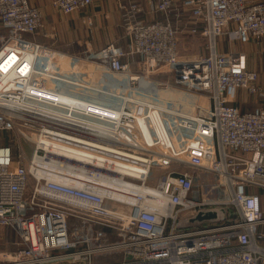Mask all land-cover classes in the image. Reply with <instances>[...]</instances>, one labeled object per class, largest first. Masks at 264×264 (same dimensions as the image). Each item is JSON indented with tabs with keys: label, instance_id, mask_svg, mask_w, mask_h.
<instances>
[{
	"label": "built area",
	"instance_id": "obj_1",
	"mask_svg": "<svg viewBox=\"0 0 264 264\" xmlns=\"http://www.w3.org/2000/svg\"><path fill=\"white\" fill-rule=\"evenodd\" d=\"M92 3L52 0L51 6L70 15L86 11ZM119 10L126 50L108 43L87 60L97 61L106 72L122 79H111L107 89H97L77 76L69 79L73 73L57 68V54L51 47L25 38L42 28V13L30 0H0V134L25 137L21 130L39 127L33 134L35 148L29 167L22 142L12 139L5 145L0 138V227L13 229L18 238V249L0 264H264V231L259 230L264 226L260 196L264 191V107L256 105L242 112L236 105L237 91L264 100V86L258 83L257 71L247 67L243 54L217 50L218 38L223 36L241 44L264 45V0H157L152 10L160 18L149 22L138 19V3L124 1ZM185 14L191 25L184 29L206 39L207 55L202 58L179 59L178 35L183 26L172 17ZM13 54L16 60L10 72L23 83L3 88L2 77L7 72L2 66ZM133 57L138 58L137 70L131 66ZM155 74L158 83L151 79ZM68 83L88 94V98L72 95L76 104L86 101L119 115L98 116L84 112L78 104L68 110L50 95L69 94L65 92ZM144 83L152 90L156 86L177 88L190 100L166 105L158 94L150 105L138 96ZM116 99L124 105L118 107ZM20 103L69 111L79 120L81 116L87 122L104 124L110 133L99 140L95 125L82 123L83 119L76 124L44 125L30 116H19ZM148 119L157 136L159 126L165 129L166 144L155 136L145 142L141 121ZM115 130L120 134L114 135ZM43 134L62 142L83 145L84 141L96 153L102 147L106 159L123 157L146 168L137 175H121L89 161L70 165L94 179L115 177L143 189L149 188L151 169L164 170L156 186H151L165 195L164 209L141 207L142 193L131 204L101 195L104 186L65 168L36 176L32 170L38 166L35 141L41 142ZM95 141L103 145L98 147ZM17 144L20 149L15 154L13 145ZM37 153L58 165L67 161L58 152L38 149ZM180 167L191 171H180ZM187 211L191 217L200 212L219 214L180 225L179 215ZM70 223L76 226L69 229Z\"/></svg>",
	"mask_w": 264,
	"mask_h": 264
},
{
	"label": "crops",
	"instance_id": "obj_2",
	"mask_svg": "<svg viewBox=\"0 0 264 264\" xmlns=\"http://www.w3.org/2000/svg\"><path fill=\"white\" fill-rule=\"evenodd\" d=\"M124 1H129L132 3H138L141 7L140 12L138 13V19L149 22L160 18V15L156 14L152 10V6L155 5L157 0H93L91 6L88 7L86 11L76 12L70 15H62L60 12L53 9L51 6L52 0H30V3L37 7L43 16V21L49 18L51 20L50 26L55 24L58 27L57 38L62 49V41H65L64 44L69 43V37L75 38L79 37L81 40H84L86 45L89 48L94 49L98 52L104 45L108 43H114L123 50H126L127 39L125 37V31L122 26L121 12L119 10L120 3ZM176 3H180L182 0H174ZM258 1V0H250ZM62 15L64 18L58 17ZM66 17V18H65ZM90 19V24L93 25L92 28L95 31L93 34H104V37H94L91 32H85L83 37H80V29L82 30V24H87V19ZM65 19V21H63ZM61 20V21H60ZM172 20L175 24L183 26L180 34L178 35V45L177 51L180 60H195L202 58L207 55V42L205 37L200 35L191 34L188 30L184 29L191 25V19L188 15H182L180 18L172 17ZM69 21V22H68ZM86 22V23H84ZM45 26H43L44 28ZM71 29L72 32L67 34V31ZM86 29V28H85ZM42 30V28H41ZM87 30V29H86ZM37 34V33H36ZM100 34V35H101ZM42 37L48 35V29L44 33H38ZM89 35V36H88ZM71 38V40H72ZM62 40V41H61ZM190 41V42H187ZM72 43V42H71ZM88 48V49H89ZM217 50L219 53H227L229 51H236L244 55L247 67L252 70L257 71L258 73V83L259 85L264 86V45L250 41L247 44H241L236 41H232L226 36L218 38L217 41ZM60 51V50H59ZM94 52V53H96ZM60 53V52H59ZM93 54V53H92ZM61 58L64 56L61 55ZM133 69L139 68L138 58L133 57L130 59ZM136 66V67H135ZM169 97L177 98L179 102L186 103L182 97L183 95L173 93L169 94ZM237 101L236 105L238 108L244 112L246 110L255 107L256 105H261L264 107V100H259L256 97L248 95L244 91H237L236 95ZM187 99V98H186ZM100 106V105H95ZM91 113H97L96 107L91 106L89 109ZM260 196L262 200V210L264 213V191H260ZM260 231H264V226L259 228ZM3 235V234H2ZM3 240V238H2ZM6 245H10L9 252H14L18 248V238H10L7 234L4 237ZM3 240V243H4ZM14 241V242H13ZM16 245V246H15Z\"/></svg>",
	"mask_w": 264,
	"mask_h": 264
},
{
	"label": "bare ground",
	"instance_id": "obj_3",
	"mask_svg": "<svg viewBox=\"0 0 264 264\" xmlns=\"http://www.w3.org/2000/svg\"><path fill=\"white\" fill-rule=\"evenodd\" d=\"M28 58H32L33 55L27 54L26 55ZM16 60V56L10 55L8 61L2 66L3 71L7 72L5 75H3V88L7 87L8 84L11 86L14 85H19L23 83V81H17L14 79L15 74L13 71L10 72L11 68L14 66V62ZM26 68V67H25ZM24 68V69H25ZM23 69V70H24ZM22 70V71H23ZM52 97H56L57 100L62 101L64 104L68 106V110H71V106L73 104L79 105L82 107V104L75 103V98L71 97V95H63L58 92H52L50 93ZM18 99L19 97H15ZM83 108V107H82ZM84 109V108H83ZM19 110V116L25 117V116H30L34 119L41 120L37 121L40 122L44 125H58L61 123V121H68L70 123L76 124L81 122L90 124V125H95V130L97 131V137L99 140L104 139L107 137V135L110 133V130L103 126L104 124L99 123V125L95 124L94 122H87V118L81 117V120L76 118V115H72L67 111V113H60L57 110L53 108H48V109H40L35 106H31L28 104L20 103L18 106ZM97 114L98 116H104V117H111L112 112H116L115 115L116 117L119 115L117 111H112L111 109L105 108L103 106L96 107ZM25 115V116H24ZM27 118V117H26ZM140 121L141 119L138 118ZM163 129V128H162ZM141 130H142V135L145 139V142H151L152 141V135L153 131L150 128V121L149 119L145 122L141 121ZM120 132L114 131V135H119ZM44 136H41L40 139H42L41 142H38V139H36V155H35V163L38 166H33L32 170L36 173V176H43L50 174L51 171L55 170L56 168H61V169H66L68 172L75 174H78L82 176L83 179H92L96 180L97 183L100 184V186H104L103 192L101 195H106L111 198H114L116 201H120L122 203H134L135 197L138 193L144 194L145 200L142 203L141 207H144L146 209H153V207H158L157 209L162 210L164 209V204L166 203V197L165 195L161 194L157 190L152 189L151 186L149 188L145 187L143 189H139L134 187L135 185H131L124 183L123 181L119 182L115 177L109 178V179H104L103 177H98L97 179H94V176L85 174L84 172H77L74 167H70L71 164H75L78 161L82 162H91L95 163L96 165H101V166H106L109 168L114 169L116 172L120 173L121 175L123 174H132V175H137L139 171H146V168L138 165L135 162H132V160H124L123 157H116L115 159H112L108 157L106 159V156L104 152L102 151V145L103 142L101 141H95V143L98 147H101L98 153H96L90 146H86L85 142L83 141V145H80L76 143L73 140H67L65 142H62L61 140L59 141L58 138L54 136H47L46 134H43ZM35 137V136H34ZM163 137V136H162ZM35 140V139H34ZM92 142V141H91ZM38 149H42L44 151H48L50 153L52 152H58L62 154L63 156L66 157L67 161L56 164L53 161H46L44 159L39 158L38 156ZM117 153H123L121 151H116ZM68 159H71L69 162ZM118 164V165H117ZM64 165V166H63ZM72 168V169H70ZM139 169V170H138ZM140 176V175H138ZM119 179V178H118Z\"/></svg>",
	"mask_w": 264,
	"mask_h": 264
},
{
	"label": "rangeland",
	"instance_id": "obj_4",
	"mask_svg": "<svg viewBox=\"0 0 264 264\" xmlns=\"http://www.w3.org/2000/svg\"><path fill=\"white\" fill-rule=\"evenodd\" d=\"M58 17L64 18L62 15H59ZM49 18H47L45 20L46 21L45 24H44V21H43V26H45V27L43 28V26H42V30L40 28L37 31V34L40 33V31H41V33H44L45 30L48 29V35L46 37H42V35H38L37 36V34H35L34 36H26L25 38L28 39V40L37 42L40 45L51 47L52 50L54 52H56L55 54H57L55 56V58L57 59V61H56L57 68L61 66L62 69H65L67 71V73H69V72L73 73L72 75H68L69 79H74V78H76L75 76H77V78L79 80L84 81L83 83L92 85L93 87H95L97 89L98 88H102L103 86L107 89V87L105 85L109 84L111 79H117V80L122 79V78H120L117 75H114V74L106 72L101 67L100 63H98L97 61L87 60V58H91V54L96 52V51H94V49H92V48H89L86 45L85 41L81 40L79 37H77V40H75V38L69 37V43H66V44H64L65 41L61 40L62 41V49H61L60 43L57 41L58 40V38H57L58 27L55 24L50 26V24L52 22H51V20ZM63 21H65V19ZM86 22H84V23H86ZM82 25H83L82 26V30L80 29V31H81L80 37H83L85 35V32L89 33V32L92 31V34L95 32V31H93L94 29L92 28L93 25L92 26L89 25V24L87 26H86V24H82ZM72 31L73 30L69 29L67 31V34L69 32H72ZM100 34H97V35L93 34L92 36H94V37H98V36L104 37L103 33L101 35ZM71 38H72V40H71ZM187 42H190V41H187ZM61 55H63L64 57L61 58L60 57ZM58 57H60V59H58ZM59 60H61V61H59ZM96 63L99 65V67H98V65ZM53 65H54V63H53ZM135 70H137V69H135ZM151 79L153 81L157 82V83L160 82V78L156 74L153 75L151 77ZM143 87H145V88L142 89L143 90L142 91V95H138V96L143 98V101L149 103L150 105H153V102H155L154 101V97H156V95H158V94L160 96V101L164 102L166 105L170 104V102H172L171 105H173V102H179L177 98L169 97V94L171 93V91L173 93L180 94V95L184 94V93H181L179 91V89H177V88L175 89L173 87H169L168 88V87L156 86L152 90V86L150 84H148V83H144ZM119 88L123 89V86L120 85ZM117 89L118 88H115L116 91H117ZM65 92L71 94V96L74 95V96H81V97H84V98H88V96H87L88 94L82 88L76 87L75 85H70V83H68V86H67V89H66ZM69 94H67V95H69ZM124 96H127V99H133V97H131L129 95H124ZM100 99H102V97H100ZM182 99L185 102H187V100H190V98L186 99L185 96H183ZM116 101H117V106L118 107H120L121 105H124V104H122L120 99H116ZM80 102H81V104L83 103L82 107L84 108V112L89 111L91 106L99 107V106L92 105L91 103H88L86 101H80ZM125 102L126 101H124V103ZM127 105H130V103H127ZM176 105H182V103H176ZM183 105H187V104H183ZM89 113H91V112L89 111ZM89 113H87V114H89ZM94 114L97 115V113H94ZM21 123H23V122H21ZM38 129H39V127L36 126V127H32V129H23V130H21V132L25 135V137L22 134L21 135H17V136L12 134V133L11 134H8V133L0 134V138H3V142L2 143H4L5 145L7 143H11L12 139L13 140L15 139V140L19 141L20 145H21V142H22L21 148L24 150L25 159H26V166H28V167L30 166V164L33 161V154H34V148H35V144H34V140H33V139H35V137H34L33 134H35ZM157 130H158V134H159L160 137L157 136L156 134H154L153 132H152L153 133L152 136H155L160 141V143L163 142L164 144H166V136H167L166 134H167V132L165 131L164 128L162 129L161 126H159L157 128ZM37 134H39V133H37ZM13 146H14L15 154H17L19 149H20L19 144L13 145ZM178 169L180 171H185V169H188V170L191 171V169H189L188 167H182V168L180 167ZM163 172H164V170H161L159 168L151 169V172L149 174L150 177L147 180V184L149 186H154L155 187L157 182H158L157 178L159 176H161L163 174ZM32 176H33V174H32ZM32 176L29 177V185L30 186H32V184L34 183V178ZM118 202H120V201H118ZM113 203L116 206H119V207L124 206L121 203H117V202H113ZM125 213H128V210H125ZM214 214H215V217H217L219 212L215 211ZM189 215H190V212H188V211L187 212H183V213H181L179 215L178 222L180 223V225L184 226V222H186V221L187 222L188 221L191 222L193 217H191ZM75 226H76L75 223H70L69 224V229H71L72 227H75ZM13 231L14 230L11 229V228L7 229V228H1L0 227V262L4 261L6 259V257H7V254L10 253L9 252L10 251L9 250L10 245H6V241L4 240V237H6V235L8 234L10 238H12V239L15 238V233ZM2 238L4 240V243H3Z\"/></svg>",
	"mask_w": 264,
	"mask_h": 264
},
{
	"label": "water",
	"instance_id": "obj_5",
	"mask_svg": "<svg viewBox=\"0 0 264 264\" xmlns=\"http://www.w3.org/2000/svg\"><path fill=\"white\" fill-rule=\"evenodd\" d=\"M215 218L214 212H200L191 220L194 222H200L202 220H211Z\"/></svg>",
	"mask_w": 264,
	"mask_h": 264
},
{
	"label": "trees",
	"instance_id": "obj_6",
	"mask_svg": "<svg viewBox=\"0 0 264 264\" xmlns=\"http://www.w3.org/2000/svg\"><path fill=\"white\" fill-rule=\"evenodd\" d=\"M7 229H9V228H7ZM14 232V231H13ZM15 233V232H14ZM15 237L17 238V236H16V234H15ZM18 248H16L14 251H16Z\"/></svg>",
	"mask_w": 264,
	"mask_h": 264
}]
</instances>
